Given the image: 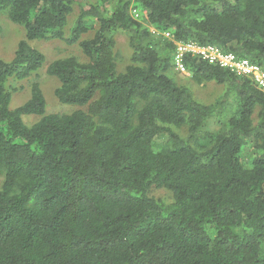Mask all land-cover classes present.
Segmentation results:
<instances>
[{
  "label": "trees",
  "instance_id": "obj_1",
  "mask_svg": "<svg viewBox=\"0 0 264 264\" xmlns=\"http://www.w3.org/2000/svg\"><path fill=\"white\" fill-rule=\"evenodd\" d=\"M0 17L25 34L0 58V264H264V93L194 57L180 77L225 86L223 100L200 102L172 78L182 41L264 70V0H0ZM49 41L64 58L47 63L30 44ZM43 66L71 113H46L38 83L9 108L12 83ZM211 119L219 131H205Z\"/></svg>",
  "mask_w": 264,
  "mask_h": 264
},
{
  "label": "rangeland",
  "instance_id": "obj_2",
  "mask_svg": "<svg viewBox=\"0 0 264 264\" xmlns=\"http://www.w3.org/2000/svg\"><path fill=\"white\" fill-rule=\"evenodd\" d=\"M84 3L90 4H100L103 0H82ZM24 31L21 27L11 23L10 21L4 20L0 17V58L8 61L13 57V53L19 41L23 40L25 37ZM116 63L119 71H123L129 63L131 56V50L129 48L128 36L124 32H118L116 34ZM32 46H35L45 57V62L49 63L55 59L64 58L67 50L64 44L59 41H49V42H31ZM159 49H161L159 47ZM46 64V63H45ZM44 67V66H43ZM175 70V69H174ZM180 76L188 78L187 75H179L176 71L175 74H172V78L176 80L177 83H183L195 96V98L205 104L216 105L220 100H223L226 93V87L217 85L213 82H209L203 85L192 84L190 80H184ZM32 83H38L43 96L46 102V113L48 114H62V113H71L76 108L69 105L60 104L55 96L54 91L57 87V81L49 77L45 72V67L41 69L36 78L31 79L30 81L24 80L23 82H14L12 86L17 89L12 93L9 108L15 109L22 104H24L29 98V88ZM229 96H233L229 94ZM233 111L229 110L224 115L226 120ZM23 122L30 126L35 123L38 119L34 116H23ZM222 127V124H219L216 119H211L208 122L205 131L215 132L219 131ZM163 139L157 141V143L162 142ZM250 151L249 147L243 148L241 152L242 162L245 167H250V158L248 156ZM150 196L160 199H169L170 195L161 189H153L150 192Z\"/></svg>",
  "mask_w": 264,
  "mask_h": 264
},
{
  "label": "built area",
  "instance_id": "obj_3",
  "mask_svg": "<svg viewBox=\"0 0 264 264\" xmlns=\"http://www.w3.org/2000/svg\"><path fill=\"white\" fill-rule=\"evenodd\" d=\"M145 13V12H144ZM135 19H142V14L137 10H131ZM155 35H160L166 39H171L168 32L153 31ZM187 57H194L198 61L217 66L228 70L237 76L249 78L255 87L264 93V70L258 64L252 63L248 59L225 52L213 45H200L195 41L174 42L172 63L176 72L189 76L185 65Z\"/></svg>",
  "mask_w": 264,
  "mask_h": 264
}]
</instances>
